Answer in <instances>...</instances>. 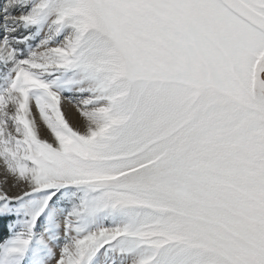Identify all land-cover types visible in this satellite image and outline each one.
Returning a JSON list of instances; mask_svg holds the SVG:
<instances>
[{"label":"snow or ice","instance_id":"obj_1","mask_svg":"<svg viewBox=\"0 0 264 264\" xmlns=\"http://www.w3.org/2000/svg\"><path fill=\"white\" fill-rule=\"evenodd\" d=\"M0 264H264V0H0Z\"/></svg>","mask_w":264,"mask_h":264}]
</instances>
